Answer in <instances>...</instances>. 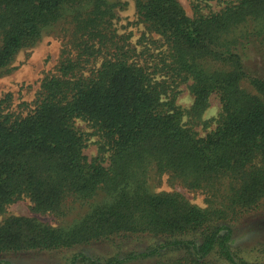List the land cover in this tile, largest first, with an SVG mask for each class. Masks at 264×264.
Listing matches in <instances>:
<instances>
[{
  "label": "trees",
  "instance_id": "obj_1",
  "mask_svg": "<svg viewBox=\"0 0 264 264\" xmlns=\"http://www.w3.org/2000/svg\"><path fill=\"white\" fill-rule=\"evenodd\" d=\"M132 1L145 26L137 42L120 31L124 0H0V77L48 35L64 39L32 103L17 109L11 93L0 98V255L264 264V243L243 249L234 235L245 220L264 219V0L195 17L180 0ZM184 84L188 110L177 103ZM212 95L221 112L200 136L184 119L200 121ZM92 137L99 154L90 159ZM164 175L203 191L208 207L155 192L150 181ZM25 199L35 213L65 218L70 204L84 212L66 226L1 220ZM138 242L147 245L122 251ZM96 244L116 251L98 260L82 252Z\"/></svg>",
  "mask_w": 264,
  "mask_h": 264
},
{
  "label": "rangeland",
  "instance_id": "obj_2",
  "mask_svg": "<svg viewBox=\"0 0 264 264\" xmlns=\"http://www.w3.org/2000/svg\"><path fill=\"white\" fill-rule=\"evenodd\" d=\"M128 6L122 10L119 15L121 20L120 26L123 28L121 33L133 32L132 40L137 42L138 39L145 32V26L138 22L136 15L135 4L132 0H124ZM186 9L190 17H195L198 14L208 15L212 12H218L229 4L238 3L239 0H180ZM158 38V37H156ZM64 39L59 34L48 35L45 40L39 44L36 48L29 51H23L17 57L12 65L10 73L0 77V98L7 93L13 95V106L18 109L19 105L23 102L32 103L40 89V85L44 77L54 71L58 64L63 49ZM260 69V68H259ZM263 70V69H262ZM181 93L177 98V103L183 109L188 110L193 104V97L186 84L180 88ZM221 112V103L216 95H212L210 98V106L203 114L202 119L198 122H192L190 118L185 116V122L188 126L197 131L200 136H205L207 133L215 127V120L219 117ZM78 126L85 132H90L87 124L78 121ZM98 138L92 137L90 145L86 149V155L92 159L99 154V145L97 143ZM152 189L155 192L168 191L179 192L186 196L191 203L200 207L206 208L209 205L207 201V195L200 190H190L169 175L162 177H154L151 181ZM70 213L65 218H59L51 214L35 213L32 210V204L29 200L25 199L13 204L6 215L1 217L3 220L5 217L27 216L31 218H37L42 222L52 224L54 226H66L78 218L84 209L82 206L74 208V205L70 204ZM255 219V218H254ZM250 219L245 220L240 225H237L235 230V238L237 245L243 249L252 248L258 243H264V225H257L255 223L261 222L264 219ZM264 223V221L262 222ZM147 245L146 242L136 243L134 245H126L122 251L129 252L135 249H142ZM259 244L258 247H260ZM139 250V251H140ZM85 252L88 256L98 260L109 258L113 256L116 248L110 244H96L92 247L85 248L82 252ZM81 252V250L79 251ZM78 253V252H77ZM71 253L62 254H47V253H18L10 255H0V261H6L11 264H69L68 259L71 257ZM121 256V258H123ZM130 264H139L133 262ZM145 264H148L145 263Z\"/></svg>",
  "mask_w": 264,
  "mask_h": 264
}]
</instances>
